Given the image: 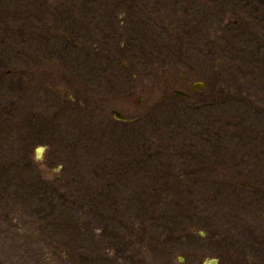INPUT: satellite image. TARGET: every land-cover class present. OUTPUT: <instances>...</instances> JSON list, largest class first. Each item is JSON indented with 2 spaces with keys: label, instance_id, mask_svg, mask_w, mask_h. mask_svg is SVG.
I'll use <instances>...</instances> for the list:
<instances>
[{
  "label": "rangeland",
  "instance_id": "obj_1",
  "mask_svg": "<svg viewBox=\"0 0 264 264\" xmlns=\"http://www.w3.org/2000/svg\"><path fill=\"white\" fill-rule=\"evenodd\" d=\"M73 1L0 0V264H203L208 255L220 257V264L264 263V253L258 256L252 245L254 233H264V199L255 204L251 198L261 196L264 173H254L259 189L250 191L240 185L244 174L223 171L248 160L264 165V52L254 49L264 42V0H144L153 19L146 38L132 34L130 44L127 39L125 62L79 59L72 45L78 37L100 44L107 30L123 28L128 38L131 25L79 24L82 34L65 29L56 8ZM131 5L140 6L138 0ZM218 6L246 16L261 32L257 41L240 44L228 31L227 40L212 45L214 81L225 85L226 99L214 94L209 111L164 105L156 96L146 102L153 107L123 106L121 97L131 90L133 96L146 88L144 95H158L163 85L158 74L176 63L163 62L158 53L176 36L156 21L180 20L187 52L193 12ZM119 47V41L112 43L113 50ZM224 52L227 62L219 61ZM254 74H260V92L254 84L242 90V77ZM83 81L85 88L78 83ZM111 106L125 108L135 120L116 122ZM241 114L253 122L254 132L235 125ZM204 122L219 123L212 126L226 132L230 147L227 157L212 155V172L197 173L201 180L191 187L190 172L199 159L194 164L175 152L203 149V126L209 124ZM244 133L257 137L244 141ZM215 146L219 143L211 149ZM174 233L184 235L173 241ZM191 233H227L228 239L207 252L198 243L203 239Z\"/></svg>",
  "mask_w": 264,
  "mask_h": 264
},
{
  "label": "flooded vegetation",
  "instance_id": "obj_2",
  "mask_svg": "<svg viewBox=\"0 0 264 264\" xmlns=\"http://www.w3.org/2000/svg\"><path fill=\"white\" fill-rule=\"evenodd\" d=\"M132 1L136 2L137 0H74L70 5H61V8H56V11L59 10L60 21L59 24L61 26H64L65 29L76 28L77 32L79 34H82L83 30L80 29V25L82 26H89L91 24L97 23V22H105L108 24L116 23V25H124L125 23H130V34L127 38L125 36V29L120 28L117 31L113 32L111 29L110 31H106L107 38L102 40L100 44L96 41H94V38H77L76 41L72 42L73 46L77 48V54L79 59L86 61L88 59L98 60L101 58H109V59H115L119 58L122 62H125L124 59L127 60L128 58V52L129 49L125 48V44L127 39L129 40L128 43L130 44V39L133 34L134 35H141L145 36L146 38V27L148 24V20L153 19L152 16L147 14L146 7H144V0H138V3L140 6L133 7L131 5ZM25 3L24 1H22ZM27 2V0H26ZM219 3H221L219 1ZM26 4V3H25ZM27 5V4H26ZM28 6V5H27ZM200 14H203L204 16H201ZM28 16H32L31 13H29ZM193 23H189V26H187L188 30H191V33H185L188 39L187 44L190 46L189 51L185 52L184 46H186L184 38L179 36L178 32L185 29V27L180 24V20L175 21L177 25L173 24H163L162 21H156V24L160 27L164 28H172L173 29V35L176 37L172 39L173 43H171L170 48H161L159 50V55H161L162 59L165 61H173L176 60V63L172 65V68L162 69L161 73H157L160 78L162 79L163 85L161 92L157 95H153L148 93V95H144L147 91L150 92L149 88H146L142 91L143 94L134 95V92L136 90L129 91L124 97H121V100L124 101V105H133L135 104L143 107L152 106L153 102H149L150 105L146 104L147 101H150L151 98L153 99V96H156V98L160 99L159 102L161 104H171V103H177L182 109H189V107L195 106V107H202L205 108L206 111H209L212 109L213 105L215 104L213 102L214 94H223L222 98L227 97L225 94L227 93L225 85L218 86L216 81H214L217 78V72L218 69H212V57L215 51H213V44H216L218 42L219 38H222L223 42L227 39L226 34H230L236 37L234 39L235 43L243 44L247 41H257V36L261 32L259 31V27H257V24L254 22L249 21L246 16L240 15L239 13L234 14L233 12L229 11L228 9H222L221 7H217L215 10H208L207 7H205L202 10L197 9L195 12H193V17L191 18ZM190 17H189V21ZM249 23V24H247ZM76 24V25H75ZM153 24H155L153 22ZM192 24V25H191ZM75 25V26H72ZM78 26L79 29L76 27ZM88 30L89 28H85ZM165 29L162 30V34H165ZM230 31V33L228 32ZM133 32V33H132ZM183 33V32H182ZM26 34L32 35L31 30H27ZM240 36H239V35ZM26 35V36H27ZM71 34H65V36H68ZM79 36V35H78ZM85 36V35H84ZM148 39V38H147ZM225 39V40H224ZM114 41H119L120 47L113 50L112 43ZM144 42V40H142ZM256 51H259L263 49L264 52V42L262 45H256L254 47ZM107 51L110 53L107 56ZM111 51H113L114 54H111ZM112 55V56H111ZM224 55L227 57L226 53L219 57V61H226L227 58L224 57ZM248 56V55H247ZM251 58H257V56H251ZM219 74H221L219 72ZM248 74V73H246ZM93 75V73H92ZM83 76V73H82ZM260 74H254L253 76H247L242 77L241 82V88L242 90L244 88H249L250 84L256 85L260 80ZM165 77V78H164ZM168 77H172V81H168ZM221 77V75L219 76ZM246 78V79H244ZM252 79L249 80V79ZM81 83L83 88H85L84 81L78 82ZM159 87V86H158ZM219 88L220 90H217ZM236 88H239L236 87ZM255 89V90H254ZM260 86L256 85V87H253V90L255 92H260ZM127 97V98H126ZM99 99V97H97ZM226 98H224L225 100ZM157 102V103H159ZM226 102V101H224ZM123 103V102H122ZM154 106V105H153ZM152 106V107H153ZM110 114L112 115V118L115 119L116 122L121 124H127L131 121L135 120L132 118L129 113H127L124 109L118 106H111L108 108ZM245 115L241 114L239 116L238 120H235V125H241L242 128H246L247 132H254L255 129L251 128V125H253V122H249L247 118H244ZM181 118V117H180ZM211 122V121H210ZM223 122V121H222ZM209 123V122H204ZM212 124H219V123H209L208 125L204 124L203 126V141L204 147L203 149H197V150H189L188 149H181L179 151H176L175 153L177 155H187L191 159H199V166L195 167L190 173L194 174V179L192 180V183L190 184L191 187H194V185L198 182H200L201 178L198 179L197 182V173H211V160L212 155L216 152H219L221 154L226 155L224 157H227L228 146L227 144V134L226 132L219 131L217 128L212 126ZM220 128L224 131L227 127H225L224 124L220 126ZM124 130V129H123ZM214 130V131H213ZM250 130V131H249ZM213 131V132H212ZM243 136H245L246 140L249 141L250 137H257V135L251 136L248 133H244ZM200 138H197L195 140V143L200 142ZM243 138V137H242ZM158 141V139H157ZM156 141V142H157ZM189 141V140H188ZM161 142V140H159ZM219 143V146H215V149H211L212 145L214 143ZM226 145V146H225ZM196 146V144H195ZM197 146H199L197 144ZM210 148V149H208ZM232 148V146H231ZM149 149L143 151V158L146 160L149 154ZM161 151V150H160ZM162 152V151H161ZM212 152V153H211ZM173 152L171 153V155ZM248 155L245 154V157ZM234 155H230L231 158ZM157 159L163 160V157L160 155V152L157 153ZM250 162V160H248ZM196 162L195 160L193 163ZM249 162L239 168L231 167V170L233 172L229 171V169L223 168L224 173H240L243 175V184H240L243 186V189H247L250 191L258 190L259 184L254 183V179L263 177L264 173V165H254L252 166L251 162ZM195 164V163H194ZM236 171V172H234ZM259 175L260 177L255 176V174ZM253 174V176H252ZM251 175V177H250ZM204 182L207 183L208 178L203 177ZM253 180V181H252ZM210 182V180H209ZM208 186H210L208 184ZM262 186V185H261ZM264 187V186H262ZM262 187L258 191L262 192L260 194L261 196H252L251 198L255 201V204L258 203L261 200V197L264 199V191H262ZM209 188V187H207ZM254 194V193H253ZM146 199V198H144ZM147 200V199H146ZM146 200H144V203H146ZM252 201V200H251ZM209 207L212 206V202L209 200L208 202ZM212 208V207H211ZM209 211V209H208ZM262 219H264V215L262 216ZM259 226V225H258ZM249 228H253V224L249 225ZM255 230L257 228L254 227ZM252 231V232H255ZM194 235H197L200 239L198 243L202 242L205 244L207 252L210 248L211 250L213 248H218L221 246L222 242L227 240V233L223 234H217V233H191ZM253 234V233H252ZM253 236V242L252 245L256 248V251L259 256V254L264 253V233H254ZM184 233H174L172 234L171 239L174 241L176 239H179V237L183 236ZM223 240V241H222ZM178 241V240H177ZM220 241V242H219ZM168 240L165 241V243L169 244V246H173ZM193 245H196V242ZM168 246V247H169ZM216 255H208L205 257V260L203 264H220V257H211ZM219 261V262H217ZM258 260H254L253 264H264L257 262ZM196 264V263H194ZM225 264V263H223Z\"/></svg>",
  "mask_w": 264,
  "mask_h": 264
},
{
  "label": "water",
  "instance_id": "obj_3",
  "mask_svg": "<svg viewBox=\"0 0 264 264\" xmlns=\"http://www.w3.org/2000/svg\"><path fill=\"white\" fill-rule=\"evenodd\" d=\"M38 149H40V151H42L43 149H44V147L43 146H40ZM40 154H41V152H40ZM41 156H39L38 158H40Z\"/></svg>",
  "mask_w": 264,
  "mask_h": 264
},
{
  "label": "trees",
  "instance_id": "obj_4",
  "mask_svg": "<svg viewBox=\"0 0 264 264\" xmlns=\"http://www.w3.org/2000/svg\"><path fill=\"white\" fill-rule=\"evenodd\" d=\"M144 198V197H143Z\"/></svg>",
  "mask_w": 264,
  "mask_h": 264
}]
</instances>
